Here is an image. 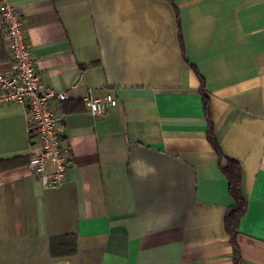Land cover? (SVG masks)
Instances as JSON below:
<instances>
[{"label":"crops","instance_id":"obj_1","mask_svg":"<svg viewBox=\"0 0 264 264\" xmlns=\"http://www.w3.org/2000/svg\"><path fill=\"white\" fill-rule=\"evenodd\" d=\"M6 1L42 85L67 93L69 163L43 187L28 116L0 105V264H264V0ZM106 93L117 105L92 115L85 97ZM224 159L246 201L237 252Z\"/></svg>","mask_w":264,"mask_h":264},{"label":"built area","instance_id":"obj_2","mask_svg":"<svg viewBox=\"0 0 264 264\" xmlns=\"http://www.w3.org/2000/svg\"><path fill=\"white\" fill-rule=\"evenodd\" d=\"M21 12L6 0H0V31L7 42L11 64L0 71V105L16 103L23 107L27 120V133L38 145V151L28 160V172L36 175L43 187H54L63 182L68 163L69 148L58 127L53 102L67 99L65 91L45 88L35 70L23 27ZM88 111L94 116L105 114L117 105L111 93L84 99Z\"/></svg>","mask_w":264,"mask_h":264},{"label":"trees","instance_id":"obj_3","mask_svg":"<svg viewBox=\"0 0 264 264\" xmlns=\"http://www.w3.org/2000/svg\"><path fill=\"white\" fill-rule=\"evenodd\" d=\"M204 114L209 121V100L204 93H201ZM208 139L211 144L216 147V142L212 132V125L209 122ZM225 163L220 164V169L228 180L229 193L233 199V205L229 208L225 217V230L230 237L231 243L236 251L235 236L238 230V223L240 218L246 211V201L241 192L240 184V169L237 163L234 161L224 159ZM68 246L61 247V255L64 257L71 256L76 249V240L74 237H70L68 242H65ZM52 252V246L50 247Z\"/></svg>","mask_w":264,"mask_h":264}]
</instances>
